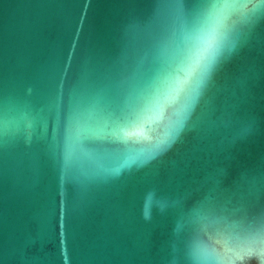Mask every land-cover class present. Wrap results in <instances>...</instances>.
<instances>
[{"label":"water","instance_id":"1","mask_svg":"<svg viewBox=\"0 0 264 264\" xmlns=\"http://www.w3.org/2000/svg\"><path fill=\"white\" fill-rule=\"evenodd\" d=\"M192 0H0V106L21 121L0 146V264H264V19L228 37L191 102L163 94L121 139L76 146L69 176L53 147L59 99L83 78L111 86L117 111L143 103L161 68L183 78ZM174 97V98H173ZM111 109H109V112ZM30 125V126H28Z\"/></svg>","mask_w":264,"mask_h":264},{"label":"snow or ice","instance_id":"2","mask_svg":"<svg viewBox=\"0 0 264 264\" xmlns=\"http://www.w3.org/2000/svg\"><path fill=\"white\" fill-rule=\"evenodd\" d=\"M193 11L185 19L183 28L187 33L181 53V63L185 66L183 78H173L171 70L161 68L162 80L153 79L142 82L141 99L143 103L133 105L127 113L117 111L110 93L111 86L89 78H83L69 91L66 100L61 93L59 99V121L61 133L53 147L57 151L62 167L67 175L77 169L76 146L85 139L95 137L101 131L99 120L107 113L112 117L111 128H106L105 136L121 139L127 135L126 129L134 125L142 115L154 107L163 94L179 95L187 93L183 114L178 115L168 137L153 145L154 151H161L183 127L191 102L201 94L211 78L213 71L223 59L228 37L234 36L264 19V0H192ZM174 98V97H173ZM109 109L111 111L109 112ZM21 121H10L8 111L0 106V146L9 130L21 132ZM30 126V125H28ZM244 231L251 236L264 234V209L258 216L245 217ZM221 261V264H233L239 254L231 256L211 254L199 257Z\"/></svg>","mask_w":264,"mask_h":264}]
</instances>
